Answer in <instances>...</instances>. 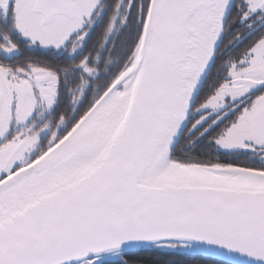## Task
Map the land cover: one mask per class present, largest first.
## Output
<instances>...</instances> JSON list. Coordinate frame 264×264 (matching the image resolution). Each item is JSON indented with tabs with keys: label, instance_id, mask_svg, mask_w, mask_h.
Masks as SVG:
<instances>
[{
	"label": "snow or ice",
	"instance_id": "obj_1",
	"mask_svg": "<svg viewBox=\"0 0 264 264\" xmlns=\"http://www.w3.org/2000/svg\"><path fill=\"white\" fill-rule=\"evenodd\" d=\"M0 264H264V0H0Z\"/></svg>",
	"mask_w": 264,
	"mask_h": 264
}]
</instances>
